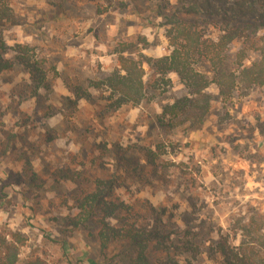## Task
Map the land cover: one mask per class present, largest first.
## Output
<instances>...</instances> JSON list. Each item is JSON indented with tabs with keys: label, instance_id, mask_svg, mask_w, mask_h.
Here are the masks:
<instances>
[{
	"label": "rangeland",
	"instance_id": "374dc122",
	"mask_svg": "<svg viewBox=\"0 0 264 264\" xmlns=\"http://www.w3.org/2000/svg\"><path fill=\"white\" fill-rule=\"evenodd\" d=\"M0 7L10 16L0 36L9 46L29 45L46 73L40 88L19 65L0 75V243L17 245L20 261L106 264L96 226L70 231L62 222L76 188L50 173L73 168L74 158L90 179L122 176L125 200L165 208L175 226L198 232L206 245L224 236L232 245L256 239L264 251V85L227 99L212 85L202 123L160 128L163 107L185 94L175 74L137 106H112L116 94L95 85L118 67L123 43L132 45L129 57L170 52L156 0H0ZM239 47L228 51L231 69ZM256 57L249 52L245 64ZM199 69L210 74L207 64ZM202 256L205 264L221 260Z\"/></svg>",
	"mask_w": 264,
	"mask_h": 264
},
{
	"label": "trees",
	"instance_id": "16d2710c",
	"mask_svg": "<svg viewBox=\"0 0 264 264\" xmlns=\"http://www.w3.org/2000/svg\"><path fill=\"white\" fill-rule=\"evenodd\" d=\"M156 1L170 52L161 57L135 58L125 56L132 45H119L118 67L95 83L116 94L112 106H137L150 100L153 92L162 89L166 76L173 73L185 94L165 105L157 117L160 128L173 129L179 123H202L211 109L212 99L207 90L212 85L222 99L232 97L239 88L247 91L264 85V0ZM0 8L2 27L10 16L7 7ZM234 44L240 47L231 60V69L226 60ZM249 52L257 57L246 65ZM145 64L152 73L148 80L144 79ZM202 64H207L209 75L199 69ZM14 65L27 72L33 87L46 86V73L34 59L32 48L26 44L9 46L0 36V75ZM75 94L85 98L76 90ZM122 152L119 149L120 170L125 162ZM71 162L73 168L68 165L50 173L56 182H68L76 188L77 194L73 195L62 222L70 231L96 226L99 255L106 264H205L203 254L212 260L220 258L219 264H264V251L256 239L243 238L238 245H232L224 236L206 245L198 232L188 226H175L165 208L155 207L148 200H125L118 191L124 187L122 176L90 179L76 170L75 166L82 164L74 158ZM100 166L104 168V164ZM146 166L155 170L154 159L147 156ZM89 179L94 184L91 190L86 188ZM64 206H68L66 202ZM16 240L22 245L23 241ZM0 247V264H46L36 255L20 261L18 246L4 239Z\"/></svg>",
	"mask_w": 264,
	"mask_h": 264
}]
</instances>
